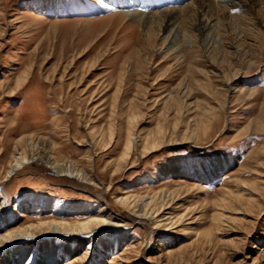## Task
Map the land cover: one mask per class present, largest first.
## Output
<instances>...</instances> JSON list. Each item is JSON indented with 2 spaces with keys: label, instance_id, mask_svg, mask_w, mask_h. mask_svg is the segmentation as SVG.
Wrapping results in <instances>:
<instances>
[{
  "label": "rangeland",
  "instance_id": "obj_1",
  "mask_svg": "<svg viewBox=\"0 0 264 264\" xmlns=\"http://www.w3.org/2000/svg\"><path fill=\"white\" fill-rule=\"evenodd\" d=\"M120 1L0 0V240L106 222L0 264H264V2L202 35L175 0L172 42Z\"/></svg>",
  "mask_w": 264,
  "mask_h": 264
},
{
  "label": "bare ground",
  "instance_id": "obj_2",
  "mask_svg": "<svg viewBox=\"0 0 264 264\" xmlns=\"http://www.w3.org/2000/svg\"><path fill=\"white\" fill-rule=\"evenodd\" d=\"M176 1L180 2L183 0H176ZM217 1H218L216 5L217 9L215 10L216 14H214L210 12L211 2L209 0H201V1L195 0L197 5V13L198 15H200L198 21L195 20L197 23L194 26L195 30L198 33H202L203 35L204 33L210 32L215 27L224 25V24L221 25V23L223 19H226L227 15H229L232 18L239 19V16L242 18L241 15L243 13H246V8H248L250 5L264 2V0H217ZM119 4L125 7H128V5L129 6L132 5V7L135 9H133L132 12L128 14V16L138 21H141L144 24L151 22L155 18H158L157 16H159L162 19L160 21L164 23V27H166L167 30H169V32L167 33L169 34L168 36H170L172 42L179 35V26L177 25L178 23L177 19L181 16V13H179L175 0H144L143 5L144 6L146 5V7H144V11L147 12V14L146 13L144 14V12L137 10V8L140 6V3H138V7H136V2L134 1L129 3L128 5L127 3H123V1H120ZM164 6L166 8L159 13L153 11V10H157L159 7L162 8ZM232 14L235 16H233ZM13 160H14L13 163L10 165L9 169L5 174L4 177L5 182L11 181L15 172L23 169L26 165L32 163L33 161H36L37 159L31 158V160H29L26 157L16 156ZM70 167L71 166L67 167L68 172L65 174L66 177L70 179L80 178L79 173L74 174L70 170ZM50 168L55 173L61 174V172H57L58 171L57 169L59 167L57 168L55 165H51ZM143 199H144L143 201H146V198ZM42 224L44 225V223ZM42 224H40V226H37L38 228L37 230H34L35 228L32 227H27L23 231H18L14 234L8 235L7 237H3L4 239L0 240V246L15 245L21 243L26 239H29L30 237H34V235H32V232L39 234V236L50 235L60 240L63 234L80 235L83 233H88L91 232L93 229H98L97 227L101 225H105L106 222L104 219H95L89 222L87 221L86 223L83 222L80 224L77 223L74 225H66L64 223L54 221L48 224V227H46V229H44L43 226H41Z\"/></svg>",
  "mask_w": 264,
  "mask_h": 264
}]
</instances>
